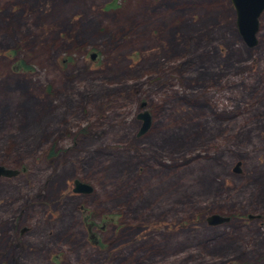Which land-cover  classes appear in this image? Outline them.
I'll return each instance as SVG.
<instances>
[{
    "label": "rangeland",
    "instance_id": "rangeland-1",
    "mask_svg": "<svg viewBox=\"0 0 264 264\" xmlns=\"http://www.w3.org/2000/svg\"><path fill=\"white\" fill-rule=\"evenodd\" d=\"M255 39L229 0H0V264H264Z\"/></svg>",
    "mask_w": 264,
    "mask_h": 264
},
{
    "label": "water",
    "instance_id": "water-1",
    "mask_svg": "<svg viewBox=\"0 0 264 264\" xmlns=\"http://www.w3.org/2000/svg\"><path fill=\"white\" fill-rule=\"evenodd\" d=\"M235 13V27L240 35L243 43L247 47H252L256 43L255 34L258 30V17L264 10V0H229ZM94 54H90L93 58ZM137 119L141 120L140 127L136 136L143 133L149 123L147 112L142 111L136 115ZM237 171V164L233 168ZM16 170L8 169L0 165V176L10 177L16 174ZM90 187L77 180H73L72 192H89ZM226 217L217 214L208 215L205 221L209 225H217L226 221Z\"/></svg>",
    "mask_w": 264,
    "mask_h": 264
}]
</instances>
